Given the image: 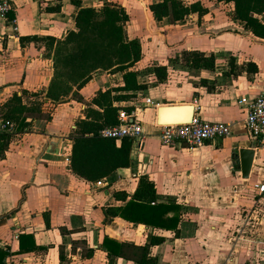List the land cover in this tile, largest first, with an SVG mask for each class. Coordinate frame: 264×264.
<instances>
[{
	"label": "crops",
	"instance_id": "obj_1",
	"mask_svg": "<svg viewBox=\"0 0 264 264\" xmlns=\"http://www.w3.org/2000/svg\"><path fill=\"white\" fill-rule=\"evenodd\" d=\"M161 1L10 0L8 19L17 31L0 18V97L13 90L18 96L33 91L45 98L54 73L53 50L34 37L63 40L75 29L80 8L116 4L124 9L126 36L141 51L128 71L136 72L143 88L112 91L129 96L113 105L118 112L130 109L144 138L132 144L127 168L95 182L69 169L71 137L56 133L34 159L27 153L33 160L28 185V159L6 151L0 158V201H7L0 208V264H138L127 252V257L109 254L103 241L143 246L151 228L106 218L103 209L124 206L142 177L153 183L159 201L179 205L177 233L153 232L164 238L149 249L155 264H264V193L255 188L264 184V149L247 137L243 124L248 105L264 93V41L235 32L237 23L221 18L203 1L204 16L193 14L175 23L167 17L156 20L150 6ZM192 51L212 55L213 68H189L180 59L182 66L176 64L175 57ZM145 65L152 67L149 76L141 71ZM157 66L166 70L162 81L154 76ZM174 66L196 73L178 79L169 73ZM121 86L122 73L95 72L77 91L90 107L74 103L97 109L89 101L95 91ZM174 106L190 107L192 115L210 123L229 124L230 136L192 150L161 146L157 109ZM77 115L73 122L89 118L85 111ZM59 128L51 126L44 134ZM243 149L253 151L246 179L237 163ZM115 192L127 194L126 200H115ZM25 235L33 241L20 240Z\"/></svg>",
	"mask_w": 264,
	"mask_h": 264
},
{
	"label": "trees",
	"instance_id": "obj_2",
	"mask_svg": "<svg viewBox=\"0 0 264 264\" xmlns=\"http://www.w3.org/2000/svg\"><path fill=\"white\" fill-rule=\"evenodd\" d=\"M215 2L234 3L232 20L242 22L253 37L264 41V23L256 18L264 15V0H215ZM150 10L156 20L167 17L171 23L193 14L201 17L208 12L199 2L184 4L181 0H162L161 3L151 5ZM126 22L127 15L124 9L116 4H104L99 9L80 8L74 18L75 29L69 31L63 40L33 38L34 41L47 43L49 49L53 50L54 73L47 87L45 99L54 104L62 102L72 89V94L77 93L95 72L122 73V86L105 92L98 91L91 99V104L97 109H87L88 120L77 121L71 137L69 169L80 178L92 182L129 165L132 140L122 139L116 146L114 140L98 136L100 129L117 123L119 108L115 107L113 102L126 101L129 98L128 95L121 93L112 95V91L129 92L143 88V85L137 82L136 72L128 71L139 61L141 51L135 39L127 38L124 29ZM180 58L182 65L197 70H210L214 65L213 56L202 52H185ZM153 72L159 81L166 78L163 66L154 67ZM20 100L13 94L0 111V121L15 123L21 121L23 124L19 128L13 123L12 131L0 132V158L6 153L11 136L24 128L28 118L43 119L38 116L40 115L38 108H27L21 105ZM27 115L32 116L26 117ZM113 198L125 201L127 194L115 192ZM103 214L106 218H120L129 224H142L151 228L152 233L147 236L143 246L122 245L107 239L103 241L109 254L127 257L125 254L127 252L138 264H155V259L148 256L149 249L160 245L164 238L153 232L177 233L179 223V205L159 201L153 183L144 177L139 179L135 191L124 206L107 207L103 209ZM20 240H29L27 243L33 241L27 235L22 236ZM110 245H114L115 249L118 247V251L114 252L115 249Z\"/></svg>",
	"mask_w": 264,
	"mask_h": 264
},
{
	"label": "rangeland",
	"instance_id": "obj_3",
	"mask_svg": "<svg viewBox=\"0 0 264 264\" xmlns=\"http://www.w3.org/2000/svg\"><path fill=\"white\" fill-rule=\"evenodd\" d=\"M181 1L184 2V4L195 3V2L200 3V1H203L204 3L207 2L211 6L212 5L214 6V7L212 6L213 9H216V13L221 18L226 17L230 21L237 23L235 32L239 31V33H241L242 35L250 34L249 29L247 30L246 28H244V25L242 22L232 20V17L235 11L234 3H217L215 2V0H181ZM211 16L212 14L207 18V19H210L209 22H212L213 16L212 17ZM256 18L260 20L262 23H264V15L256 16ZM223 27L225 28V26ZM170 59L172 60V58ZM177 59H180V62H181V58L175 57L174 60L177 65L182 66L179 64ZM175 68H176L175 66L172 67L169 73L173 77H177L178 79L180 77H182V79H185V78L187 79L189 75H193V73H196V71L189 70V69L187 70L184 67H177L176 69ZM151 70H152V67H149L147 65H145L141 69L142 73L146 76H149L148 74H150ZM98 91H100V89L94 92V96H92V98L96 96ZM72 93H73V89L71 93L68 96H66L62 100V102L58 104H54L52 102H46L44 97L40 96L39 94L33 91L24 92L22 96H18L16 92H13V90H8V92H6L0 97V111L3 109V105L5 104V102L11 99L13 94H16V96H18L21 99L20 100L21 105L27 108H36V109L38 108L39 109L38 111L40 112V115L38 116H41L43 118L41 120L28 118L25 122L26 125L24 126V128L18 131L17 134L11 136V140L7 147L8 153L16 154L18 152V153H21L19 154V156H22V154H24V157L22 158L28 159V168L26 169L27 173H26L25 185L29 184V175H30L32 164H33L32 159H34L44 148L47 141L49 140L47 138L55 137L56 133H58L57 136L62 134L63 136L65 135V137L67 138L72 137L74 130H72L70 126L73 124L76 125V122H77V121L73 122V120L78 119L77 118L78 113L87 111L85 110V107L84 108L81 107V104H83L84 106L87 105L88 107H90V105H88L89 103L79 100L78 98L79 95L76 92H74V94ZM91 99H89V101ZM74 102L76 103L80 102L81 104H75ZM29 116H32V115H27L26 117H29ZM12 123L17 124L19 128H21L20 126L23 125L21 121L18 123H15V122H12ZM51 126H56V127L61 126L62 128H59L58 130H54V132L52 131V134L51 132H47V135H45L44 132L46 130H51ZM27 153L32 154L33 158L31 159ZM6 202L7 201L5 199H2V201H0V208H2L3 205L6 204ZM241 214L243 215V213Z\"/></svg>",
	"mask_w": 264,
	"mask_h": 264
},
{
	"label": "built area",
	"instance_id": "obj_4",
	"mask_svg": "<svg viewBox=\"0 0 264 264\" xmlns=\"http://www.w3.org/2000/svg\"><path fill=\"white\" fill-rule=\"evenodd\" d=\"M10 11V0H0V18L5 23H10L13 31L16 32L15 21L8 19ZM145 102L150 104L149 100ZM237 104L241 106L243 101L241 100ZM243 124L247 137L254 141L258 148L264 149V93L255 97L248 105ZM12 129L13 123L0 121V132H10ZM230 133L229 124L210 123L194 114L188 123L159 126L158 138L161 146L182 145L192 150L201 147L206 142L225 139L230 136ZM98 136L103 139L114 140L115 143L126 138L138 144L144 138V130L139 121L134 120L133 114L120 111L117 114L116 125L103 127L98 131ZM255 188L259 193H264V184L256 185Z\"/></svg>",
	"mask_w": 264,
	"mask_h": 264
},
{
	"label": "water",
	"instance_id": "obj_5",
	"mask_svg": "<svg viewBox=\"0 0 264 264\" xmlns=\"http://www.w3.org/2000/svg\"><path fill=\"white\" fill-rule=\"evenodd\" d=\"M191 116V108L187 106L160 107L157 109V121L161 123V125L180 124L177 121H183L187 118L190 120ZM252 156L253 151L251 150L243 149L238 152L237 163L239 164L242 179L247 178V174L251 167Z\"/></svg>",
	"mask_w": 264,
	"mask_h": 264
},
{
	"label": "bare ground",
	"instance_id": "obj_6",
	"mask_svg": "<svg viewBox=\"0 0 264 264\" xmlns=\"http://www.w3.org/2000/svg\"><path fill=\"white\" fill-rule=\"evenodd\" d=\"M187 112V111H186ZM169 122H172V121H169ZM179 123H188L189 122V118L183 120V121H177ZM161 124V123H160Z\"/></svg>",
	"mask_w": 264,
	"mask_h": 264
}]
</instances>
